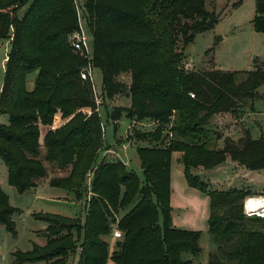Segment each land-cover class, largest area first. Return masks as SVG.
I'll return each instance as SVG.
<instances>
[{
    "label": "trees",
    "instance_id": "16d2710c",
    "mask_svg": "<svg viewBox=\"0 0 264 264\" xmlns=\"http://www.w3.org/2000/svg\"><path fill=\"white\" fill-rule=\"evenodd\" d=\"M84 8L95 39L93 65L103 72L102 97L132 99L130 108L113 110V121L118 124L125 115L132 121L152 119L158 124L153 132L143 133L136 127L131 131V139L148 144L137 150L144 181L122 161L101 162L87 189L91 196L85 226L79 218L47 214L46 246L14 252L13 264H67L82 231L79 264H107V238H114L115 228L122 237L111 255L114 264H194L183 255L201 253L200 234L173 224L171 159L175 151L185 154L182 162L188 185L210 197L209 233L218 250L210 255L209 264H264V231L254 226L264 224V218L245 212V200L260 195L236 188L210 191L192 174V169H213L228 159L247 170L264 171V136L254 139L247 128L235 140L209 128L218 114L241 120L244 104L257 100L264 85L260 59L244 74L186 70V48L219 21L206 9L205 0H85ZM253 23L257 33H264V0H256ZM79 31L76 0H0V39H12L0 94V118H9V124H0V158L8 169L9 185L20 193L35 188L47 174L37 159L40 126L52 124L59 110L64 116L76 110L92 114L62 140L53 132L45 135L46 160L74 167L62 183L53 179L51 186L81 198L88 171L97 161L100 143L91 153L88 146H93V137L95 142L98 139L102 123L93 81L81 77L88 54L74 52L72 46L71 37ZM35 71L34 89L24 86L16 101L10 102L18 74L23 72L26 83ZM239 75L245 78L238 81ZM83 134L90 137L82 139ZM169 134L171 139L166 141ZM212 134L215 147L208 145ZM16 212L0 187V226L13 236L17 235Z\"/></svg>",
    "mask_w": 264,
    "mask_h": 264
},
{
    "label": "rangeland",
    "instance_id": "374dc122",
    "mask_svg": "<svg viewBox=\"0 0 264 264\" xmlns=\"http://www.w3.org/2000/svg\"><path fill=\"white\" fill-rule=\"evenodd\" d=\"M84 4L85 0H76L80 27L86 38V50L90 57L89 61L93 65L95 39L87 22ZM205 4L209 12L215 16H219V21L212 30L198 34L193 43L186 48V70L204 71L218 69L244 74L254 69L256 59H260L261 62L259 63L264 66V33H257L253 23L256 16V0H205ZM26 8L27 6L21 9L20 16ZM11 40L0 39V94L6 75L7 57L11 51ZM74 52L76 51L74 50ZM37 74V71L32 72L28 76L27 84L25 83L23 72L18 74L14 79L17 86L14 88L10 102L11 100L12 103L16 101L20 89H23L24 86L28 91L34 89ZM244 78L245 75H239L238 81ZM124 79L129 82L128 77ZM92 81L96 93L102 101L98 110L102 125L101 134L98 135L96 142L95 137H93V146H88V151L91 153L99 143L101 147L97 150L98 158L93 169L88 171L86 176L83 189L84 195L81 198L76 199L75 193H69V191H64L62 188L50 186L49 180L54 178L56 184L62 183V180L71 175L74 167L71 163L61 167L60 165L48 162L43 143L45 135L48 132H53V136L56 139L62 140L70 130L75 129L77 126L80 127L84 120H87L91 116L92 112L90 110H76L69 114V116H64L62 111L59 110L52 124L40 126L39 142L41 147L37 159L43 163L47 174L39 180L37 191L31 189L25 193H20L16 188L10 186L8 183V169L0 158V187L7 194L10 205L17 209L14 215L17 235L13 236L4 226H0V264H13V253L16 251L26 253L31 252L36 246L39 248L46 246V233L49 226L46 218L47 214L65 218H79L82 227L85 226L87 198L91 196V192L87 191V189L90 190L95 168L101 162L122 161L130 170L138 175L141 181H144V174L137 150L139 147L147 146L148 144L131 139V131L136 127L143 133L153 132L158 124L152 119L138 122L132 121L125 115L116 124L111 117V113L115 108H130L132 106V99L127 96H116L113 99L102 97L103 72L99 66L93 65ZM244 109L245 112L241 120L237 121L231 114H218L210 122L209 128L213 132L218 130L225 137H232L235 140L242 137L244 130L247 128L254 139L263 137L264 85L258 90L257 100L246 102ZM80 115L82 116L81 119H79ZM56 117H60L61 122L56 129H53L52 126ZM77 118L80 122L77 121ZM0 124H9L8 116H2ZM83 135L82 139L90 137L86 134ZM42 136L44 137L42 138ZM165 139L166 141H170L171 134L168 137L166 136ZM208 145L210 147H215L216 145L213 134L209 137ZM218 145L221 147L222 141ZM184 156L185 154L180 151L172 153L171 206L173 208V224L176 229L200 234L199 248L201 249V253L198 256L184 253L183 257L186 260L193 261L194 264H209L210 255L217 253L218 250V245L214 243L209 233L210 197L207 193L191 188L188 185L182 162ZM233 163V161L229 160L213 169L198 167L192 169V174L200 177L210 191H226L230 188L245 190L264 189V171H255L256 174L247 175L246 173H249V171ZM255 178L259 179L261 183H255L253 180ZM64 192L67 195V199H50L53 198L50 196H56L57 193ZM253 197L264 199V195ZM248 216L263 219L264 211ZM160 225L163 226L162 217H160ZM254 226L257 230L264 231V224ZM84 239L85 233L82 231L76 251L65 260L67 264H79ZM107 241L109 242L110 252L107 264H114L111 255L118 240L108 237ZM37 263L46 264L45 262Z\"/></svg>",
    "mask_w": 264,
    "mask_h": 264
},
{
    "label": "built area",
    "instance_id": "2783aa9c",
    "mask_svg": "<svg viewBox=\"0 0 264 264\" xmlns=\"http://www.w3.org/2000/svg\"><path fill=\"white\" fill-rule=\"evenodd\" d=\"M71 41H72V46H73V49L76 51V52H82L83 50H86V38L81 31L79 32H76L72 37H71ZM88 54V52H87ZM88 58L90 59L89 57V54H88ZM187 67V64L186 66ZM92 72H93V65L90 63H88L87 67L83 69V71L81 72V77L82 79L84 80H92ZM95 96H96V103L98 105V107L101 105V98L98 96V94L96 93V90H95ZM100 98V99H99ZM61 122V119L60 117H56L55 120H54V125L52 126L53 129H56L58 127V125L60 124ZM156 123V122H155ZM245 210H246V214L247 215H251V214H254L256 212H249L246 207H245ZM113 236L115 239H120L122 237V232L118 229V228H115L114 229V232H113Z\"/></svg>",
    "mask_w": 264,
    "mask_h": 264
},
{
    "label": "crops",
    "instance_id": "0c3cea01",
    "mask_svg": "<svg viewBox=\"0 0 264 264\" xmlns=\"http://www.w3.org/2000/svg\"><path fill=\"white\" fill-rule=\"evenodd\" d=\"M44 136H42V138H43ZM230 159H228L226 162H228ZM232 161V160H231ZM225 162V163H226ZM234 165H236V166H240L238 163H236V162H234L233 163ZM241 168H243V169H246V168H244V167H242L241 166ZM247 170V169H246ZM247 171H249V173H246L247 175L248 174H256V172H259V171H250V170H247ZM255 172V173H254ZM258 176V175H257ZM251 177V176H250ZM54 178H52L51 180H49L48 181V183L50 184V186H51V181L53 180ZM254 181H255V183H257V182H259V179H257V178H255V179H253ZM39 180L37 181V183H36V187L35 188H33L34 190H38V187H39ZM259 183H261V182H259ZM52 187V186H51ZM54 188H56V187H54ZM60 189V188H59ZM262 189V188H261ZM62 190H64V189H62ZM248 190H250V189H248ZM64 191H66V190H64ZM253 194H257V195H260V196H263L264 195V189L263 190H257V189H253V190H250ZM255 192H257V193H255ZM70 193V192H69ZM89 195H90V193H89ZM50 197H53V198H50V199H54V198H59V199H61V198H64V199H67V195H65V192L64 193H57L56 194V196H50ZM89 198L90 197H88L87 198V201L89 200ZM77 199V198H76ZM113 238V237H112ZM36 264H41V263H36Z\"/></svg>",
    "mask_w": 264,
    "mask_h": 264
},
{
    "label": "bare ground",
    "instance_id": "6f19581e",
    "mask_svg": "<svg viewBox=\"0 0 264 264\" xmlns=\"http://www.w3.org/2000/svg\"><path fill=\"white\" fill-rule=\"evenodd\" d=\"M260 205L261 206V211H264V199L263 198H259V197H251V198H248L247 201H246V209L249 211V212H260L256 209V206L257 205Z\"/></svg>",
    "mask_w": 264,
    "mask_h": 264
},
{
    "label": "water",
    "instance_id": "95a60500",
    "mask_svg": "<svg viewBox=\"0 0 264 264\" xmlns=\"http://www.w3.org/2000/svg\"><path fill=\"white\" fill-rule=\"evenodd\" d=\"M116 150V149H115ZM245 207H246V202H245ZM256 209L258 210V211H261V206L258 204L257 206H256Z\"/></svg>",
    "mask_w": 264,
    "mask_h": 264
}]
</instances>
